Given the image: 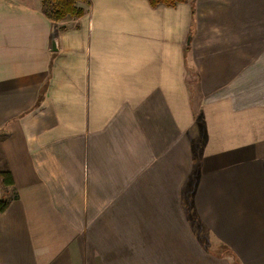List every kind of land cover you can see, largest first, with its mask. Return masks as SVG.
<instances>
[{
  "label": "crops",
  "instance_id": "0c3cea01",
  "mask_svg": "<svg viewBox=\"0 0 264 264\" xmlns=\"http://www.w3.org/2000/svg\"><path fill=\"white\" fill-rule=\"evenodd\" d=\"M78 5L0 0V264H264V0Z\"/></svg>",
  "mask_w": 264,
  "mask_h": 264
},
{
  "label": "trees",
  "instance_id": "16d2710c",
  "mask_svg": "<svg viewBox=\"0 0 264 264\" xmlns=\"http://www.w3.org/2000/svg\"><path fill=\"white\" fill-rule=\"evenodd\" d=\"M85 0H41L42 11L55 23L82 16L85 9L78 5L79 2ZM152 5L164 2L172 5L176 2L186 0H149ZM1 181L4 186L14 184L13 177L9 170L0 171ZM17 196V194H16ZM9 204V199L0 200V212L4 211Z\"/></svg>",
  "mask_w": 264,
  "mask_h": 264
},
{
  "label": "rangeland",
  "instance_id": "374dc122",
  "mask_svg": "<svg viewBox=\"0 0 264 264\" xmlns=\"http://www.w3.org/2000/svg\"><path fill=\"white\" fill-rule=\"evenodd\" d=\"M3 170H5V167H4L3 157H2L1 152H0V171H3ZM195 177H196V172H194V175L192 176L191 179L189 177L187 178L185 186L182 187V189H181V194L182 193L184 194V198H185V200H187L188 203L191 200V192L193 190ZM1 180L2 179L0 176V197L2 199H4L6 196L12 195V192H11L9 186H4L2 184ZM197 223H196V226L198 227V231L200 232V234L204 238V236H206L205 231L199 224L197 225ZM223 251H225V249Z\"/></svg>",
  "mask_w": 264,
  "mask_h": 264
},
{
  "label": "water",
  "instance_id": "95a60500",
  "mask_svg": "<svg viewBox=\"0 0 264 264\" xmlns=\"http://www.w3.org/2000/svg\"><path fill=\"white\" fill-rule=\"evenodd\" d=\"M52 49H57V32L54 30L53 32V38H52Z\"/></svg>",
  "mask_w": 264,
  "mask_h": 264
}]
</instances>
